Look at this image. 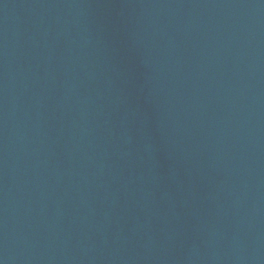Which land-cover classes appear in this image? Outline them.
I'll use <instances>...</instances> for the list:
<instances>
[{
    "label": "water",
    "instance_id": "1",
    "mask_svg": "<svg viewBox=\"0 0 264 264\" xmlns=\"http://www.w3.org/2000/svg\"><path fill=\"white\" fill-rule=\"evenodd\" d=\"M0 264H264V0H0Z\"/></svg>",
    "mask_w": 264,
    "mask_h": 264
}]
</instances>
